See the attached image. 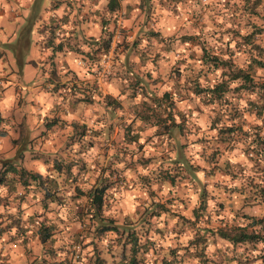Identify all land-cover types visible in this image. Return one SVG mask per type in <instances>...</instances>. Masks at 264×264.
<instances>
[{
	"label": "clouds",
	"instance_id": "1",
	"mask_svg": "<svg viewBox=\"0 0 264 264\" xmlns=\"http://www.w3.org/2000/svg\"><path fill=\"white\" fill-rule=\"evenodd\" d=\"M54 2L40 0L39 18L29 27L37 0H0V180L6 181L0 183V264H91L97 252L105 264H125L133 247L137 264H202L197 253L206 264H264V239L236 243L219 235L264 236V224L252 226L264 220V151L257 155L253 142L257 135L264 139V117L250 109L259 89L236 94L244 81L203 59L207 52L231 62L232 71H248L259 56L237 45L264 30V0H149L148 8L144 0H119L114 12L110 0H70L71 8L59 0L55 9ZM49 40L64 51L46 47ZM107 41L111 50L92 63L89 55ZM69 42L78 51H68ZM125 43L135 50L117 54ZM255 43L264 48L260 37ZM8 49H16L19 60ZM137 78L144 84L133 91ZM254 80L264 82V70L257 69ZM225 82L224 102L206 106L210 90ZM166 94L174 107L157 103ZM109 97L118 109L107 108ZM157 115L168 126L183 124V136L161 135ZM21 123L30 146L18 172L28 174L27 187L5 166L16 160ZM233 127L242 131L221 144V130ZM128 129L138 139L130 142ZM189 165L198 170L189 173ZM165 174L177 176L176 184L163 180ZM94 190L102 193L96 222L95 212L88 214ZM48 192L55 201L48 199L45 208ZM202 206L206 212L197 222ZM125 228L136 234L135 245L126 237L120 242ZM42 229L53 231L43 239Z\"/></svg>",
	"mask_w": 264,
	"mask_h": 264
},
{
	"label": "trees",
	"instance_id": "2",
	"mask_svg": "<svg viewBox=\"0 0 264 264\" xmlns=\"http://www.w3.org/2000/svg\"><path fill=\"white\" fill-rule=\"evenodd\" d=\"M40 0H38L37 2H39ZM251 2V0H249V3ZM149 3V0H144L142 8H144L145 6H147ZM259 3H261V0H256V4L259 5ZM119 6V0H110L109 4H108V9L109 11H114L118 8ZM149 10V9H148ZM246 11L250 12L252 15H258V13L255 12L253 7H248L245 9ZM108 23V20H104L103 24L106 25ZM259 30L256 29V31L253 32L252 35L245 37L243 39V42L241 44H238L237 47L240 48L241 46L245 47V46H249L250 48H253V50L257 51L260 50V45L255 43L254 41V34L255 32H258ZM235 35H239V33H236ZM189 38V37H186ZM110 41H107L104 43L102 49L106 50L109 47ZM47 46H50L49 43L47 44ZM51 48H55L51 47ZM60 48V47H59ZM58 49V48H57ZM56 50V48H55ZM204 61L206 63H212L214 64L217 68H223L224 69V74L226 76H229L230 79L232 80H236V79H242L244 81V84L241 85L240 87H238L237 89H235L236 94H242V93H252V92H256L257 89H259V91L257 92L258 95V102H250V109L251 111H254L256 113V115L258 117H264V82L261 83H257L254 79H253V72H254V67H260V68H264V59L261 58H252V63L249 66L248 71H232L233 66L229 63V62H221L218 59H214L212 57H210L207 52H205L204 55ZM17 60H19V56L17 58ZM195 94L196 95H201V89L199 87V84H196L195 86ZM211 91V99L205 100L204 104L206 106H210L211 104L214 103H223L224 102V94L228 91V86H227V82L218 85L214 90H210ZM167 96V94L165 95ZM239 117V113H236L232 118L236 119ZM171 119V118H170ZM216 123H219V120L214 121V125ZM171 127H173L175 129V131L177 133H183V127L184 125H180L177 126L175 124V122H172ZM242 131V129L233 127V128H228L226 130H221V140L220 143L221 144H228L229 141L233 138V133H238ZM134 140H136L137 137H132ZM255 144H257L258 146V150L256 152L257 155L260 154L261 151H264V139H261L259 137V135H257L256 139L253 141ZM217 155L219 153H216ZM181 161H183L185 164L188 163L187 160H185V158L183 157L182 159H180ZM9 169L13 172V173H17V175H20V180L21 182L24 184L25 187L28 186V174L27 173H23L22 175L17 172L16 168L13 165H9ZM56 170L60 171L61 173L64 172V170L61 168L59 162H57L56 164ZM189 172L193 173L198 169L193 168L191 165L188 166L187 169ZM216 169H213V174L215 173ZM69 177H70V172L68 173ZM31 179L33 181H38L40 180V177L36 176V177H31ZM163 180L165 181H172L174 178L173 176L171 177V175L169 174H165L162 177ZM6 181L4 180H0V183H5ZM104 183L103 180L98 181V184ZM38 187L40 188L41 191H45L47 192V189L43 187V185H38ZM77 192H79V189H77ZM206 194V189H202V199H206L205 197ZM261 196H264V190H261L260 192ZM48 199H52L53 201H55V198L52 196L51 192H48V196L45 199L44 202V206L47 205V200ZM88 199L91 202L89 205V211L88 214L89 215H93V212H95L94 218H93V222L96 221H100V215H99V209L97 206L102 204V193L97 192V191H93L92 193L88 194ZM161 205H156V208H160ZM162 208V207H161ZM205 209V207H201L198 211H196L194 213V215L196 216L197 220L199 219L201 213H203V210ZM166 209L163 207L162 210H159L160 212L165 211ZM81 215H83V213H81ZM184 218V217H183ZM247 218V217H246ZM184 220L188 223V221L184 218ZM102 222V221H101ZM198 222V221H197ZM114 223V222H113ZM256 224H264V220H260V221H254L253 225ZM193 227H195V225H193ZM112 231H118L119 229H109ZM53 231V229H47V230H41L37 233L38 236L42 237L43 239H47V233ZM99 229L97 230V232L99 233ZM91 234V233H89ZM219 235L224 238V239H229L232 240L233 242L236 243H243V242H256L259 240L264 239V236H257V235H252L249 236L246 233L242 234V235H228L226 232H224L223 230L219 233ZM124 237L127 238V240L131 241L133 243V245L136 244V234L134 232H129L128 228H125L124 232L122 233V240L120 241L121 243H124ZM138 249L136 247L132 248V255H131V259L129 261V258L127 256H125V264H137V261L135 259L136 253H137ZM173 256L175 255V253H172ZM197 257H199L202 261V264L206 263V261L204 260V257L202 256V254L197 253ZM95 261L98 262L99 260L97 259V257L95 258ZM91 264H93V262H91ZM164 264H168L167 261H164Z\"/></svg>",
	"mask_w": 264,
	"mask_h": 264
},
{
	"label": "rangeland",
	"instance_id": "3",
	"mask_svg": "<svg viewBox=\"0 0 264 264\" xmlns=\"http://www.w3.org/2000/svg\"><path fill=\"white\" fill-rule=\"evenodd\" d=\"M37 1H38V0H37ZM161 2H163V0H161ZM39 3H40V1L37 2V8L33 10V11H34V16H33V18H32L31 20L28 21V26H29V27H30L31 25H33V24L36 22V20L39 18L38 15L35 14L36 11H37V9H38V7H39ZM148 4H149V3H148ZM59 6H60V4H59V0H56V2H54V4H53V8L55 9V8H57V7H59ZM69 7H70V8L72 7V4H71L70 0H69ZM119 7H120V5H119L118 8H117L116 10H114V11H117V10L119 9ZM144 8H148V5L145 6ZM73 11H77V12H78L79 10L73 8ZM114 11H113V12H114ZM148 13H149V15H150V8H149V10H148ZM67 19H68V18L65 17V21H64V22H67ZM85 22H87V17H85ZM53 24H55V21H53ZM107 25H108V23H107L106 25H104V26L107 27ZM145 26H146V25H145ZM258 30H259V31H258V32H255V34H254V36H253L254 41H256V39H257L258 37H260V38L262 39V42H264V30H260V29H258ZM24 35H25V33L22 31V32H21V38H22V39H23ZM73 35H75V33H73ZM149 35H150L152 38H157V39H158V34L155 33V32H151V33H149ZM53 36H54V33H53ZM183 39H184L185 42H188V41L190 40V38H186V37H184ZM48 43H49V45H51V47H54V46H55L52 40H49ZM48 43H47V44H48ZM110 43H111V42H110ZM162 43H163V42H162ZM137 44H138V41H137ZM46 47H50V46H47V45H46ZM67 47H68V51H70V52H76V51H78V49H75V48H73V47L71 46V42H69V44H68ZM93 47H99V46H98V45H93ZM135 47H136V45L129 46L128 44L125 43V44H122V45H120V46L117 47V49H116V53H117V54L131 53V52H133V51L135 50ZM64 48H65V46L62 44V45L60 46V48H58V49L56 48L55 52H56V53H62V52L64 51ZM240 48H243V46H241ZM121 49H123V53L121 52ZM110 50H111V49H110V44H109V47H108L106 50H104V49L101 48L100 51L97 52L95 55H89L88 59H89L92 63H95V62H96V58H97L98 56H100V55H102V54H106V53L109 52ZM251 50H252V51H255V50H253V48H251ZM8 51H9V52H12L13 57H14L15 59L18 58V54H17L16 49H8ZM25 51H27V49H25ZM255 52H256V51H255ZM257 54H258L259 58L264 59V48L260 47V50L257 51ZM4 55H5L4 52H0V57H3ZM54 58H55V57H53V59H54ZM128 59H130V56L128 57ZM157 59H159V57H157ZM203 59H204V58H203ZM204 62H205V61H204ZM205 63H206V62H205ZM229 63L233 66V64H232L231 62H229ZM206 64H207V63H206ZM32 66H33V67H37V65L35 64V62H33V65H32ZM52 67L55 68V67H56V64L53 63V64H52ZM126 67H129V71H131V67H130L129 65L126 64ZM257 69H262V70H264V68H260V67L255 66V67H254V72H253V79H254V77H255V75H256V70H257ZM41 71H42V73H43L44 75H47V72H46L45 70L42 69ZM14 73L17 74L15 71H14ZM52 75H53V77H55V75H56L55 72H53ZM177 75H178V73H177ZM143 84H144V81L141 80V79H139V78H137L136 82L133 83V84L131 85V87H132L133 91H135V89L139 88V87H140L141 85H143ZM56 91H58V89H57ZM73 91H76V89H73ZM144 94L147 95V88H145ZM89 103H90V102H89ZM157 103L168 104L169 107H174V105L171 104V96L168 95V94H167V96H164V99H163L162 102H161V101H157ZM20 107H21V108L24 107L23 102H21ZM119 107H120V106H119L116 102L112 101L111 98L109 97L108 102H107V108H108L109 110H114V109H118ZM145 108H146L148 111H151V109L148 108L147 105H145ZM110 114L113 115V116L115 115L114 111H112ZM141 118H142V119H145V120L153 119V117H148V116H144V115H141ZM170 118H171V116H169V119H170ZM154 119H155L156 122L161 126V133H160L161 135H169L170 137H171V136H176V137H182V136H183V133H184V127H183V133H177L173 127L168 126V123H167L166 121L161 120V119L159 118L158 115L155 116ZM48 127H49V129H51V128L53 127V125H49ZM24 129H25V124H24V123H21V124H20V133H19L20 136H21V140H19V141H13V144L16 145V146L19 148V151L16 153V160H15V161H9V162H7L6 165H5V166L8 168V170H9L10 172H12V171L9 169V165H13V166L15 165L14 167L16 168V170H17V172H18L19 161L23 158V153H24V152L28 149V147L30 146V145H29L28 137H27V136L25 135V133H24ZM109 131L111 132L112 129H109ZM128 132H129V137H130V142H131L132 140H134V139L130 136L131 129H128ZM0 135H2V134L0 133ZM136 139H138V137H137ZM142 150H143V149L141 148V151H142ZM178 151H179V153H180V159H182V158L184 157V155H183V153H184V147H183V146H179V147H178ZM185 160H186V159H185ZM148 162H150V161H148ZM148 162H146V161H144V160H141V164H146V163H148ZM188 172H189V171H188ZM189 173H191V172H189ZM171 177H172V175H171ZM173 178H174V179H173L172 181H168V182H170V183H172L173 185H175V184H176V181H177V179H178V177H177V176H173ZM151 195H155V194L152 193ZM206 195H207V193L205 194V197H206ZM170 203H171V201H170ZM218 206H219L221 209H223V207H224L223 204H220V205H218ZM44 207L47 208V207H48V204H47L46 206H44ZM154 207H156V205H154ZM161 207H162V208H163V207L165 208L164 205H161L160 208H159V210H162ZM165 209H166V208H165ZM165 211H167V209H166ZM162 212H164V211H162ZM204 212H206V208L203 210V213H204ZM201 218H202V216L200 215V217H199V219H198L197 221L199 222V220H200ZM181 220L183 221V223L187 224V222L184 220L183 217H181ZM252 226H255V225H252ZM90 235H91V234H90ZM125 247H126V245H125ZM96 257H97V259H98L99 261L96 262V261H95V258H94L93 261H92L93 264H105V261L99 259V252H97ZM204 264H206V263H204Z\"/></svg>",
	"mask_w": 264,
	"mask_h": 264
},
{
	"label": "crops",
	"instance_id": "4",
	"mask_svg": "<svg viewBox=\"0 0 264 264\" xmlns=\"http://www.w3.org/2000/svg\"><path fill=\"white\" fill-rule=\"evenodd\" d=\"M15 74V73H14ZM2 135H5V134H3V133H1Z\"/></svg>",
	"mask_w": 264,
	"mask_h": 264
}]
</instances>
